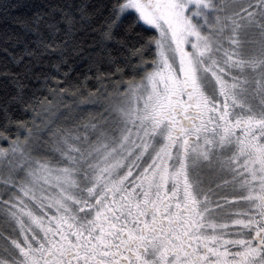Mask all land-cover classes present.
<instances>
[{"label":"snow or ice","instance_id":"obj_1","mask_svg":"<svg viewBox=\"0 0 264 264\" xmlns=\"http://www.w3.org/2000/svg\"><path fill=\"white\" fill-rule=\"evenodd\" d=\"M0 264H264V0H0Z\"/></svg>","mask_w":264,"mask_h":264},{"label":"trees","instance_id":"obj_2","mask_svg":"<svg viewBox=\"0 0 264 264\" xmlns=\"http://www.w3.org/2000/svg\"><path fill=\"white\" fill-rule=\"evenodd\" d=\"M69 103H70V101H69Z\"/></svg>","mask_w":264,"mask_h":264}]
</instances>
